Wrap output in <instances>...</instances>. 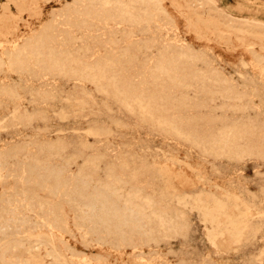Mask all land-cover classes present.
<instances>
[{"label": "rangeland", "instance_id": "rangeland-1", "mask_svg": "<svg viewBox=\"0 0 264 264\" xmlns=\"http://www.w3.org/2000/svg\"><path fill=\"white\" fill-rule=\"evenodd\" d=\"M263 78L264 0H0V264H264Z\"/></svg>", "mask_w": 264, "mask_h": 264}, {"label": "bare ground", "instance_id": "bare-ground-1", "mask_svg": "<svg viewBox=\"0 0 264 264\" xmlns=\"http://www.w3.org/2000/svg\"><path fill=\"white\" fill-rule=\"evenodd\" d=\"M92 1V0H91ZM105 2H108L109 0H104ZM125 1V0H124ZM133 1V0H132ZM209 1V0H208ZM214 1V0H213ZM148 4V3H147ZM208 4V3H207ZM130 5H132V4H130ZM75 7V6H74ZM145 8H147V7H145ZM134 9H136V7L134 8ZM141 9V8H140ZM139 9V10H140ZM143 9V8H142ZM89 10V9H88ZM96 10V9H95ZM130 11V10H129ZM150 11H152V10H150ZM133 13H134V10H133ZM133 13H131L130 15H132ZM157 13V12H156ZM122 14V13H121ZM92 16V15H91ZM132 17V16H131ZM138 17H139V14H138ZM140 17H141V15H140ZM234 17V16H233ZM136 19H137V17H136ZM240 19V18H239ZM140 20V19H139ZM149 20H150V18H149ZM241 20V19H240ZM86 21V20H85ZM88 21V20H87ZM236 21V20H235ZM252 21V20H251ZM117 22V21H116ZM133 22V21H132ZM253 22V21H252ZM98 24V23H97ZM234 24V23H233ZM144 25V24H143ZM140 26H141V24H140ZM260 26V25H259ZM89 27V26H88ZM99 27V26H98ZM116 27V26H115ZM114 28V27H113ZM126 29V28H125ZM135 29V28H134ZM137 29V28H136ZM140 29V28H139ZM123 30V29H122ZM146 31V30H145ZM134 33H136V32H134ZM144 33V32H143ZM140 34V33H139ZM138 34V35H139ZM142 34V33H141ZM162 35V34H161ZM121 36V35H120ZM127 36H129V35H127ZM135 39V38H134ZM12 42V41H11ZM37 69V68H36ZM215 71V70H214ZM208 72V71H207ZM3 73V72H2ZM264 79V78H263ZM4 83V82H3ZM241 84V83H240ZM239 86V85H238ZM10 87V86H9ZM231 87V86H230ZM172 89V88H171ZM234 89V88H233ZM234 90H236V89H234ZM141 94V93H140ZM230 95V94H229ZM221 96H222V94H221ZM20 97V96H19ZM1 98V97H0ZM219 98V97H218ZM222 99V98H221ZM224 99V98H223ZM229 100V99H228ZM202 101V100H201ZM183 103V102H182ZM225 103V102H224ZM227 104V103H226ZM221 108V107H220ZM229 127V126H228ZM172 131V130H171ZM227 132H228V130H227ZM229 133V132H228ZM178 137V136H177ZM182 137V136H181ZM166 167V166H165ZM40 172V171H39ZM60 173V172H59ZM58 173V174H59ZM50 175V174H49ZM50 177V176H49ZM61 178H63V177H61ZM48 180V179H47ZM83 185V184H82ZM58 186H59V184H58ZM54 189H55V187H54ZM23 190V189H22ZM108 192H106V194H107ZM108 195V194H107ZM115 195H117V194H115ZM112 196V195H111ZM109 197V196H108ZM111 198V197H110ZM134 198H135V196H134ZM160 198V197H159ZM97 199V198H96ZM122 201V200H121ZM68 202V201H67ZM185 202V201H184ZM124 203V202H123ZM182 203V202H181ZM186 203V202H185ZM215 203V202H214ZM93 204V203H92ZM97 205V204H96ZM102 205V204H101ZM127 205V204H126ZM213 205V204H212ZM94 206V205H93ZM131 206V205H130ZM137 206V205H136ZM90 207V206H89ZM88 207V208H89ZM130 208V207H129ZM189 208V207H188ZM82 209V208H81ZM28 211V210H27ZM46 211V210H45ZM254 211V210H253ZM131 211H129V213H130ZM1 213V212H0ZM133 214V213H132ZM205 214V213H204ZM207 214V213H206ZM209 214V213H208ZM214 214V213H213ZM204 216V215H203ZM203 216H202V218H203ZM181 217V216H180ZM215 217H218V216H216L215 215ZM36 218V217H35ZM40 218H42V217H40ZM42 221V220H41ZM170 221V220H169ZM206 221V220H205ZM207 221L208 222H210V223H212L213 222V219H212V217L211 216H208L207 217ZM13 222V221H12ZM43 223V222H42ZM47 223V222H46ZM19 224V223H18ZM41 224V223H40ZM209 225V224H208ZM38 226V225H37ZM41 226V225H40ZM46 226V225H45ZM39 227V226H38ZM47 228V227H46ZM50 228V227H49ZM48 228V229H49ZM217 228V227H216ZM179 229V228H178ZM215 229V228H214ZM219 229V228H218ZM223 229H225V228H223ZM53 230V229H52ZM245 230H246V226L244 227V228H242V229H239V230H232V234L235 236V237H237V238H239V237H241V236H243V234H245ZM37 231V230H36ZM41 231V230H40ZM51 231V230H50ZM210 231V230H209ZM213 231V230H212ZM52 232V231H51ZM54 232V231H53ZM177 233V232H176ZM228 233V232H227ZM25 234V233H24ZM24 234H23V236H24ZM50 234V233H49ZM174 234V233H173ZM26 235V234H25ZM52 236H54V235H52ZM173 236V235H172ZM178 236V235H177ZM28 239H29V237H27ZM217 238V237H216ZM9 239H11L12 240V238H9ZM18 240V239H17ZM30 240V239H29ZM124 240V239H123ZM10 241V240H9ZM20 241V240H19ZM18 241V242H19ZM18 242H16V243H18ZM44 242V241H43ZM52 242V241H51ZM117 242V241H116ZM12 243H14L13 241H12ZM23 244L25 243V242H22ZM22 243H18V244H21L22 245ZM121 243V242H120ZM50 244V243H49ZM15 245H17V244H15ZM19 246V245H18ZM23 246V245H22ZM30 246V245H29ZM47 246V245H46ZM49 246V245H48ZM8 247V246H7ZM38 247V246H37ZM50 247V246H49ZM1 248V247H0ZM26 248H28V247H26ZM32 248V247H31ZM52 248V247H51ZM6 249V248H5ZM14 249V248H13ZM32 249H34V248H32ZM29 250V249H28ZM28 250H27V252H28ZM132 250V249H131ZM2 251H4V250H1V252ZM47 251V250H46ZM54 252V251H53ZM25 253V252H24ZM34 253V252H33ZM44 253V252H43ZM47 253V252H46ZM66 253V252H65ZM1 254V253H0ZM32 254V253H31ZM24 255V254H23ZM22 255V256H23ZM55 255H56V253H55ZM49 256V255H48ZM50 256H51V254H50ZM58 256V255H57ZM4 257V256H3ZM71 257V256H70ZM35 258V257H34ZM0 259L2 260V258H1V256H0ZM20 261V260H19ZM60 261V260H59ZM70 261H71V259H70ZM3 264H4V262H2ZM6 263V262H5ZM20 263V262H19ZM29 263V262H28ZM38 263V262H37ZM70 263V262H69ZM30 264V263H29ZM61 264V263H60ZM66 264V263H65Z\"/></svg>", "mask_w": 264, "mask_h": 264}]
</instances>
